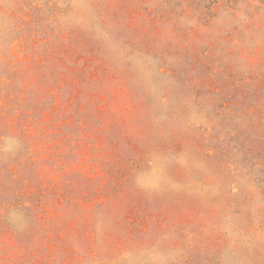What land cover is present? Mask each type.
I'll return each instance as SVG.
<instances>
[{
	"label": "rangeland",
	"instance_id": "rangeland-1",
	"mask_svg": "<svg viewBox=\"0 0 264 264\" xmlns=\"http://www.w3.org/2000/svg\"><path fill=\"white\" fill-rule=\"evenodd\" d=\"M0 264H264V0H0Z\"/></svg>",
	"mask_w": 264,
	"mask_h": 264
}]
</instances>
